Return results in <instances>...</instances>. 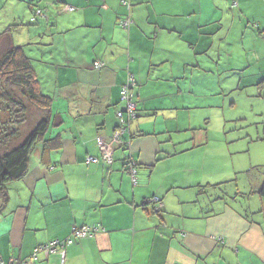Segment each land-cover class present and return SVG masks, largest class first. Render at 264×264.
Here are the masks:
<instances>
[{
  "label": "crops",
  "instance_id": "crops-1",
  "mask_svg": "<svg viewBox=\"0 0 264 264\" xmlns=\"http://www.w3.org/2000/svg\"><path fill=\"white\" fill-rule=\"evenodd\" d=\"M27 8V24L41 13L34 32L12 43L26 22L12 8L0 41L22 47L32 65H54L45 138L59 145L43 155L37 144L27 174L8 185L0 262L264 264V0H28ZM127 16L133 24L125 29ZM96 61L104 67L94 69ZM129 74L137 118L122 149L110 138ZM234 91L249 101L240 120L250 117L260 132L241 145L197 143L196 119L210 121L206 109L235 108ZM249 170L250 190L241 194ZM232 182L241 188L229 189ZM245 194L246 202L236 201ZM153 196L163 203L157 214L145 202ZM82 226L98 231L65 248L63 260L47 252L32 260L35 247Z\"/></svg>",
  "mask_w": 264,
  "mask_h": 264
},
{
  "label": "trees",
  "instance_id": "trees-1",
  "mask_svg": "<svg viewBox=\"0 0 264 264\" xmlns=\"http://www.w3.org/2000/svg\"><path fill=\"white\" fill-rule=\"evenodd\" d=\"M124 19L132 21L128 16ZM132 24L133 22L127 26V29ZM259 85H264V81ZM15 93L23 96L28 104L38 111L47 112V115L32 127L31 132L20 145L9 148V151L0 156V215H2L8 200V185L22 180L27 174L30 157L35 146L37 144L43 145V155H45L50 150L58 148L59 145L58 139L45 138L50 125L48 112L50 111L52 98L42 94L37 74L23 48L11 45L0 52V149H7L11 141L18 135L19 128L28 123L26 106L18 100ZM123 138L126 139V136L124 135ZM255 168L254 170H257ZM259 195L264 197V179ZM68 239H71L72 242L65 248L72 245L75 240H79L78 238L74 239L71 232L70 237L62 241H55L63 242Z\"/></svg>",
  "mask_w": 264,
  "mask_h": 264
},
{
  "label": "rangeland",
  "instance_id": "rangeland-1",
  "mask_svg": "<svg viewBox=\"0 0 264 264\" xmlns=\"http://www.w3.org/2000/svg\"><path fill=\"white\" fill-rule=\"evenodd\" d=\"M2 1L3 0H0V3H2ZM27 5H28V0H24V1L23 0H18V1L8 0L5 8L0 9V22L4 19H10L12 17L13 15L12 8H14L16 11L20 13H25L22 15V17L26 22H24L23 26L19 27V29L16 32L14 31L12 33V36L10 37L12 39V43L15 45L24 44L21 39H25L27 32L32 33L38 27V24H32V23L27 24V20L29 22V19H30L29 17L31 15L30 11L27 8ZM7 28H8L7 25L4 27L0 25V32L2 31L1 33H3V31L4 32L5 30L7 31ZM4 42L5 41H0V52L5 49ZM47 52L45 53V56L47 55ZM30 55L36 56L37 51L33 49ZM48 62L49 61H47V64L45 65L37 64L33 62L32 66L35 72L39 74V80H41V84H42V94L51 97L52 92L50 90L53 86L52 78L55 76V72L53 69L54 65H50L48 64ZM245 97L246 95L241 92L234 91L232 95L230 94L228 96V99L235 101V108H231L228 111H225L224 114L222 111H214L210 109L204 110L203 111L204 113L206 114L208 113L210 115V121L209 119H207L206 121L204 117H201V118L199 117L196 119L195 123H197L198 126L203 129L202 138L201 137L198 138L197 143L209 142L211 145H214V146H219V145L226 146L225 142H227V143H230V145H234V144L241 145V144H244V142L246 141L249 142V138H245V135L247 134L248 136L251 135V139H253L257 127L259 128V132H260L262 126L259 125L256 127L255 125H251L252 119L250 117H249V121L240 120L241 118L239 116L240 114L246 115L249 113L248 111L249 101L246 100ZM17 98L26 106L28 123L22 125V127L19 128L18 135L11 141L7 149H4V148L0 149V156H2L5 152L9 151V148L10 149L15 148L16 146L20 145L24 141V139L27 137V135L31 132L32 127L47 115V112H44V111L40 112L36 108L30 106L27 100L23 96H20L19 94H17ZM52 122L53 120H51V123ZM205 125H207V127H205ZM32 157L34 158V156ZM249 172L250 170L247 173ZM251 173H253V171ZM251 173H250V176L249 175L243 176L244 189L240 191L241 194H243L245 190H247L248 192L250 190V184H251V179H252L251 175H253ZM235 184L239 187V189L242 186V184L239 185L236 182L228 183L227 186L229 187V189H232ZM247 191L245 192L247 193ZM228 200L229 198L227 199V201ZM236 201L246 202L247 195L246 194L243 196L238 195L236 197Z\"/></svg>",
  "mask_w": 264,
  "mask_h": 264
},
{
  "label": "built area",
  "instance_id": "built-area-1",
  "mask_svg": "<svg viewBox=\"0 0 264 264\" xmlns=\"http://www.w3.org/2000/svg\"><path fill=\"white\" fill-rule=\"evenodd\" d=\"M65 10L71 11V8L68 6L64 7ZM40 11L35 10V16L31 18V22H35L36 17L40 16ZM132 21H129L128 19H123L120 21V26L122 28L127 29V26L131 24ZM104 67L103 63H100L98 61L93 63V68L96 70H99ZM135 80L133 75H128L122 84L119 92V98L120 103L122 104V109L118 110L116 113V119L118 121V126L114 130L112 136H111V144L114 146H117L119 148H129L131 144V140L129 137L130 134V125L132 121H134L137 117V104L134 98V92L133 88L135 86ZM126 135L127 138L124 139L123 136ZM97 145L102 150V160L110 165L112 163V152L108 149V147L105 145L103 140L97 139ZM86 163H97V159L95 158H87ZM129 175L132 179V182L135 184L134 175H135V169L134 165L129 168L128 170ZM147 204H150L152 206V209L154 212L161 209L163 207V203L161 200H159L157 197L153 196L145 201ZM98 229L92 228V227H86L82 226L78 229H73V238L74 239H82L93 236ZM72 242L71 239H68L66 241L60 242V241H52L46 245L39 246L38 248L33 250V253L31 255L32 260L37 259V255L39 253L47 252L50 254L57 253L60 255L61 260L64 258V252L65 247ZM0 264H20V262L16 259H11L7 263L0 262Z\"/></svg>",
  "mask_w": 264,
  "mask_h": 264
},
{
  "label": "water",
  "instance_id": "water-1",
  "mask_svg": "<svg viewBox=\"0 0 264 264\" xmlns=\"http://www.w3.org/2000/svg\"><path fill=\"white\" fill-rule=\"evenodd\" d=\"M117 128V127H116ZM147 204V203H146ZM147 205H150V204H147ZM163 208V207H162ZM162 208L161 209H159V210H157L156 212H154L155 214H157V213H159L161 210H162Z\"/></svg>",
  "mask_w": 264,
  "mask_h": 264
}]
</instances>
